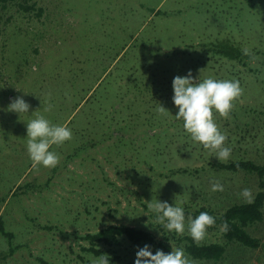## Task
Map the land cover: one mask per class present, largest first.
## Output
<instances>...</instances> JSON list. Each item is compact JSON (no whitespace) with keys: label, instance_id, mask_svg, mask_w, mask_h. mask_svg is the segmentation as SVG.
Here are the masks:
<instances>
[{"label":"rangeland","instance_id":"rangeland-1","mask_svg":"<svg viewBox=\"0 0 264 264\" xmlns=\"http://www.w3.org/2000/svg\"><path fill=\"white\" fill-rule=\"evenodd\" d=\"M35 2L36 10L24 13L18 1L0 0V217L14 235L10 240L0 231V264H86L77 235L109 225L143 228L163 241L145 207L153 199L203 207L212 182L233 175L234 190H254L239 176L244 172L214 165H264V0ZM226 42L251 53L248 65L260 73L207 50ZM189 73L237 79L243 88L230 115L215 117L232 149L226 161L193 142L174 117L173 79ZM18 96L30 105L21 117L6 111ZM49 103L52 110L44 111ZM160 106L169 112H158ZM37 110L73 133L54 146L59 165L39 172L26 149V123ZM178 169L189 173L172 174ZM234 197L222 212L246 204ZM182 235L190 236L187 226ZM197 243L224 242L220 230H208ZM262 244L253 254L230 245L221 263L264 264ZM138 248L125 245L118 263L134 264ZM186 255L191 264H217Z\"/></svg>","mask_w":264,"mask_h":264},{"label":"clouds","instance_id":"clouds-1","mask_svg":"<svg viewBox=\"0 0 264 264\" xmlns=\"http://www.w3.org/2000/svg\"><path fill=\"white\" fill-rule=\"evenodd\" d=\"M245 54L248 52L245 51ZM32 70L37 71L38 68L33 65ZM173 91V103L178 109L174 117L176 120H182L183 128L191 140L214 153L219 161L228 160L232 155V149L227 146L228 136L220 130L215 117L217 114L221 117L230 115L236 101L243 95L240 81L212 77L196 79L189 73L187 76H176L173 79ZM52 107L53 105L49 103L44 111H51ZM6 111L21 117L29 114L30 105L23 97L18 96L10 102ZM38 111L32 113L26 123V149L32 162V169L36 172H39L41 167L47 169L57 167L61 155L54 150V146L64 145L73 139L70 127L66 124H55L44 115L37 114ZM157 111L164 114L169 112L162 106ZM223 190L222 183L212 182L211 191ZM239 195L244 202L254 203L255 197L251 189L245 188ZM176 201L172 205L167 201L153 199L147 206L155 214L156 221L168 233L182 235L187 226V231L194 241L204 240L208 229L215 225L216 217L202 211L195 218L187 216L186 225L185 208ZM222 228L226 231L228 224L225 223ZM95 264H109L108 256L101 255ZM134 264H191V261L182 247H172L171 252L165 253L159 249L153 251L152 246L146 244L138 248Z\"/></svg>","mask_w":264,"mask_h":264},{"label":"trees","instance_id":"trees-1","mask_svg":"<svg viewBox=\"0 0 264 264\" xmlns=\"http://www.w3.org/2000/svg\"><path fill=\"white\" fill-rule=\"evenodd\" d=\"M6 1V0H3ZM13 2L19 3L20 10L24 13H31L36 10L35 0H12ZM43 13V9L39 8L38 16L40 17ZM204 47L202 45H197ZM207 47V46H206ZM205 47V48H206ZM208 51H212L215 55L226 58L230 62H236L241 64L243 67L248 68L254 75H258L260 70L256 68L253 70L248 62L252 59V54H245L244 50L231 44L230 42L222 44H214L212 47L207 48ZM256 112V111H254ZM214 166H218L222 170L230 172H244L250 174H256L260 178L264 177V165H258L253 161L239 160L230 162H220ZM198 172V170H197ZM176 173H189V170L178 169L172 172ZM261 188H264V181H261ZM22 187L19 186L14 191L15 195L20 191ZM147 210L148 207L145 206ZM264 190L257 193L252 204H236L228 208L225 212H216L209 207H190L185 209L186 218L191 216L195 218L200 212H208L210 215L216 217V223L208 230H220L223 238V244L212 243V244H198L194 241L191 236L177 235L175 233H168L160 225L157 228L163 233L164 240L158 241L155 234L139 227H133L123 224H113L104 227L96 232H88L84 235H77L79 241L85 242L81 245L80 258L86 264H95V261L101 255L108 256L109 264H119L120 257L117 256V252L122 250L125 245H132L137 247H144V245H151L153 251L159 249L165 253L172 251L170 241L173 239L176 243L185 249L186 253L194 260L204 262H214L222 264L227 258L229 246L234 247L241 246L242 249L252 250V254L261 248L264 238ZM152 214V213H151ZM227 223L228 229L223 230L222 226ZM263 225L261 229H258V225ZM253 231V236L248 232ZM0 231L8 237L10 240L14 238V235L7 232L4 228L2 218L0 217ZM236 248L237 251L244 250ZM15 250L12 248L10 253L5 255V258L12 256ZM250 253V258H252ZM222 262V263H221Z\"/></svg>","mask_w":264,"mask_h":264},{"label":"crops","instance_id":"crops-1","mask_svg":"<svg viewBox=\"0 0 264 264\" xmlns=\"http://www.w3.org/2000/svg\"><path fill=\"white\" fill-rule=\"evenodd\" d=\"M246 109H248V108H246ZM249 110H251V108ZM249 110H244V111L246 112V111H249ZM231 116H232V118L234 120V118H235L234 115L231 114ZM241 175H245L244 177H242V178H245L244 179V184L249 185V181H250L251 185H256L254 190H252L253 194H254V197L257 195V193L259 191L264 190V188L263 189L261 188V184H262L261 181L262 180L264 181V177L260 178L258 175L250 174V173H243V174H240L239 176H241ZM255 175L259 177V180L256 179V177H254ZM236 180L237 179L235 178V175H233V176H231L229 178L227 177V183H224L223 181H220V183H222L223 186H224V190L222 192H216V194H215V192L207 189L206 195L204 197L205 200L203 201V204H204L203 207H209L212 210L214 209L216 212L224 211L229 205L232 204V202L230 200H228V198H231L233 196V198L236 200V198L234 196L236 194H240L239 191L234 190V188H232V186H231V184L234 181H236ZM243 187L246 188V186H243ZM257 189H259V190L257 191ZM216 203H220L222 205V207L220 209L215 208L213 205H215ZM223 205H225V206H223ZM263 242H264V240H263ZM262 245H261V248H262Z\"/></svg>","mask_w":264,"mask_h":264}]
</instances>
